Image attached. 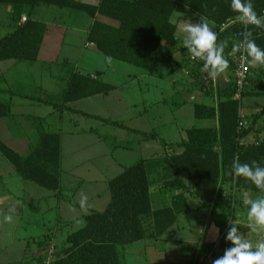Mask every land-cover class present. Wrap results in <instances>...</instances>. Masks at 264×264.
<instances>
[{
  "label": "trees",
  "instance_id": "1",
  "mask_svg": "<svg viewBox=\"0 0 264 264\" xmlns=\"http://www.w3.org/2000/svg\"><path fill=\"white\" fill-rule=\"evenodd\" d=\"M251 2L257 15L264 19V0ZM179 3L213 24L218 42L227 40L224 51L229 61L227 71L234 73L237 51L233 50V45L238 43L237 32L243 29V24L235 19L237 13L230 7L231 0H100L96 6L74 0H0V5L31 8L42 5L82 12L91 20L85 41L92 44L95 51L148 74L154 73L165 62L157 55L160 45L175 48L173 53L179 52L182 58L188 51L176 49V27L169 23V17ZM97 16L108 18L116 25L103 23ZM45 29L42 22L26 18L23 24L15 26L13 32L0 39V60L35 61ZM247 30L253 34L251 39L264 50V37L254 36V30L264 32V26L250 25ZM186 61L191 63L189 71L194 82H200L202 88L213 91L214 80L201 71L203 61L189 57L184 59ZM248 69L247 85L242 88L238 99L234 98L237 87L233 77L226 88L216 89V107L193 106L196 119H216V127L188 129L186 141L179 145V154L167 153L161 161L143 160L110 179L107 182L109 201L105 209L85 215L83 226L66 236L61 247L53 251L52 260L46 264H120V248L143 240H157L174 225L178 214L189 211V198L199 200L203 208H210L209 218L214 221L220 236L219 249L225 251L231 247V242L225 239L227 224L222 212L230 208L229 197L246 193L264 195L249 180L228 174L237 158L241 163L256 161L264 167V141L245 142L247 137L260 133L258 121L264 118V106L252 117L240 118L241 101L248 94L251 81L249 61ZM259 73L264 76L263 71ZM261 92L264 95V88ZM95 93L98 90L90 92V95ZM8 113V106L0 104V118ZM240 122L242 126H239ZM144 136L153 139L151 135ZM0 153L23 180L51 192L59 189L60 146L57 134H41L37 145L25 158L2 142ZM158 162L172 171L174 178L166 182V186L175 193L169 206L153 210L148 171ZM226 190L230 193L226 194ZM239 204L245 207L243 203ZM231 205L232 208L234 202ZM50 243L48 238L38 241L37 245L46 253Z\"/></svg>",
  "mask_w": 264,
  "mask_h": 264
},
{
  "label": "crops",
  "instance_id": "2",
  "mask_svg": "<svg viewBox=\"0 0 264 264\" xmlns=\"http://www.w3.org/2000/svg\"><path fill=\"white\" fill-rule=\"evenodd\" d=\"M74 1L92 6H96L100 2V0ZM0 6L4 10L0 16V39L13 32L15 26L23 24L22 17L25 19L31 17L46 25L35 61L0 60V104H4L9 108L8 115L0 118V142L22 158L31 153L37 145L40 135L44 133L57 134L60 146V184L57 191H50L55 203L52 205H25L23 202L25 189L23 181L25 180L16 173L12 165L0 153V207L5 206V209H9L8 207L11 206V211H21L22 213L14 215L17 220H23L25 217L23 212L26 206L39 207L41 213L32 216L37 219L42 217L40 223L45 233L47 231L45 218H50L48 212L52 211V208H57L60 211L61 206L59 203H62L63 214L55 220L59 228L56 227L49 234H42L43 237H49L51 243L57 241L58 231L62 226L69 227V225L77 222L82 227L85 215L91 211L100 212L105 209L109 201L107 182L124 169L143 160L161 161L167 153L171 155L179 154L181 148L179 145L186 141V131L188 129H206L217 126L216 119H196L194 117L202 123L198 125L199 127L183 128L185 138L181 142L175 143L174 149H167L168 145L165 140L157 134V139H146L144 135H151L153 132L141 129L140 120L143 115L141 109L127 110V115L124 117L120 116L121 113L114 109L113 114L109 117V107L106 99L110 92L117 89V86L107 81L105 75L102 76L101 71L91 72L90 69L95 68L88 65L79 55L74 58L72 52L81 51V47L75 42L74 33H79L86 39L91 20H88V22L85 20V24L82 26H79L78 23L72 25L71 22L59 25L53 21V18L58 14H62L61 10L58 12L51 11L49 7L42 5L32 8L12 5ZM175 11L183 14L182 19L191 20L194 24L200 22L201 15L180 3L176 5ZM70 13L65 12V16L72 18L73 14L70 16ZM97 18L103 23L116 25L108 18L102 16H97ZM209 24L215 31L214 25L210 22ZM254 31L256 38L264 37V32H261V30ZM84 48L93 49V45L84 41ZM176 49L187 50L183 47L180 38H178ZM174 51L175 48H171V52L167 53L166 57H162L165 62L161 63L154 73H144L159 78L164 66H170L169 73L171 75L168 81L171 84V93L181 95L179 101L181 103H176L175 116L182 119V108L187 102H193L191 104L193 106L201 104L216 107V89L226 88L233 78V72L226 70L213 79V91H207L201 87L200 82L195 83L193 76L190 75L191 63L190 61L184 62V59L190 58V55L187 54L188 51L185 52L184 58L181 57L179 52L173 53ZM74 61L77 63L73 64ZM249 67L251 68V81L248 85V94L244 97L247 103L244 109L245 112L243 113L241 110L245 118L252 117L264 106V95L261 92L264 88V76L259 75L260 71H263L264 74V65L249 62ZM95 89L98 90V93L90 95V92ZM73 97L74 99H72ZM65 114L69 115L66 122L63 121ZM56 116L58 118L54 119ZM175 116L172 118L174 125L177 124ZM258 122L261 126H264V118ZM49 128H55L56 131L51 132ZM98 129L107 130L114 137L120 138V136L127 135L128 138L123 140L124 143H121V141H117L115 144L107 143L109 137L97 132ZM260 130L264 131V127H260ZM247 138L253 137L249 136ZM165 167L164 164L158 162L149 169L163 170ZM172 179L162 181L157 185L160 194H165V196L167 194L166 205L164 206L170 205L171 195H168L166 190V182ZM149 182L151 190L150 179ZM63 186H69L68 191L71 192L72 200H69L66 204L63 203L62 193L65 189ZM171 193L173 194V192ZM85 198L86 200L82 206L81 202ZM156 199L157 203H162L158 198ZM191 200L195 199L189 198L187 200L189 211L178 214L174 225L159 239L143 240L120 248V264H195L199 257L204 258L203 255L201 256L202 249H200V252L196 249L199 242L196 237L204 232L207 226L216 225L209 218L210 208H203L201 202H198L196 206H192ZM76 208H81L79 209L82 211L81 215H74ZM152 209L156 210L158 208ZM70 214L71 216L68 218ZM1 215L3 214L1 213ZM10 216L12 217V215ZM189 221L193 223L190 224ZM73 231L66 232L60 242L64 243L66 236ZM162 240L170 243L168 251L159 249L158 243ZM203 243L200 244L203 245ZM134 245L139 247H133ZM127 250L129 251L127 252ZM46 263L47 261L41 262V264Z\"/></svg>",
  "mask_w": 264,
  "mask_h": 264
},
{
  "label": "rangeland",
  "instance_id": "3",
  "mask_svg": "<svg viewBox=\"0 0 264 264\" xmlns=\"http://www.w3.org/2000/svg\"><path fill=\"white\" fill-rule=\"evenodd\" d=\"M3 7L0 6V16L1 13L4 12L2 9ZM3 10V11H2ZM51 11H59L62 14L56 15L53 18V21L57 24H65V22H71L72 25L79 24L82 26L86 22H88L89 17L82 12L74 11L70 9H58L55 7H49ZM65 12H71V17H66ZM76 16V17H73ZM75 34V42L78 46H80L81 51L78 50L74 53L75 56L79 55L82 59L88 64L92 65L95 69H90L91 72L95 70H99L102 73V76L105 75V78L110 83L117 86V89L113 92H110L109 96L106 99V103L109 107V117L114 109L118 111L120 116L127 115V110L132 111L134 108L136 110L142 111L143 115L140 120V126L143 131H151L153 132L151 135L153 138L157 139L156 134L163 138L168 145L167 149H174L175 143L181 142L184 140V132L182 131L183 128H191V127H199L198 125L202 123L199 120H196L193 115V102H187L183 105L182 113L183 117L175 116L174 110L176 103L179 102L181 99V95L172 94L171 93V84L169 83L168 79L170 78L169 67H165L161 70V76L159 78H155L152 76H148L144 73L140 68L128 65L116 60L108 59L102 54L96 52L93 49L84 48V41L85 38L79 33ZM79 48V47H78ZM171 52V48L166 45H160L159 49L157 50V55L162 58L166 57ZM77 63L76 61L72 62ZM79 65V64H78ZM80 67V66H79ZM81 70V68H79ZM64 71V69H63ZM65 72V71H64ZM195 101V100H194ZM197 102V101H195ZM198 103V102H197ZM247 100L242 98L241 101V110L245 112V105ZM182 107V106H181ZM174 113V114H173ZM179 114V112H178ZM180 115V114H179ZM73 116V115H71ZM173 116L177 121V124H173ZM117 117V116H113ZM245 117V116H244ZM58 118V116L54 117ZM69 118L68 114L63 116V121ZM172 121V122H171ZM263 125V123H261ZM264 127V126H261ZM49 131L55 132V128H49ZM97 132L103 133V135H107L109 139H107V143L115 144L117 141H121L124 143L123 140L127 139V135H123L120 138L114 137L111 132L107 130H97ZM120 132V131H119ZM150 132V133H151ZM148 133V132H147ZM155 133V134H154ZM122 134V133H120ZM149 135L150 134H145ZM253 138L246 139L245 142L252 143L256 140H263L264 141V131L259 133V136H252ZM255 138V139H254ZM117 139V140H116ZM170 142H169V141ZM172 142V143H171ZM171 143V144H170ZM116 155L118 153H115ZM116 158V156H115ZM154 164V163H152ZM154 166V165H153ZM149 179L151 181V190H150V200H151V207L152 208H159L166 205L167 194H160L158 192V184L162 181H166L172 179L174 177L171 170L167 167L163 170L158 169H149ZM24 182V204L25 205H52L54 203L53 198L51 197V192L47 191L46 189L40 188L29 181ZM75 187V186H74ZM65 188L63 190V203H67L71 198V192L68 191L70 187L63 186ZM73 189V187H71ZM168 195L171 196L175 193L173 189L166 188ZM173 192V194L171 193ZM230 191L226 190V194H229ZM170 196V199H171ZM10 197V196H9ZM249 198H256L257 196L248 195ZM162 201V203H157V199ZM245 196L234 195L229 197L228 205L230 208H225L223 210V219L226 221V229L225 231L228 232L231 223L237 225L238 230L244 236L245 239L249 240L253 244L257 243L258 241L264 240V228L257 227L256 231H252L249 227V222L247 220V207H241L239 202L243 203V199ZM11 199V197H10ZM55 202H57L55 200ZM72 202V201H70ZM200 202L198 200H191V205L196 206L197 203ZM234 202L233 207L231 208V204ZM55 204V203H54ZM60 204V211L57 208H52V211H49L50 218H45V226H47V231L44 233L42 230V217L38 219L33 217L32 215H38L40 212V208H32L26 206L24 209L25 217L23 220H17L15 218L16 215L22 213L21 211H14L9 209H5L4 207H0V263L1 264H41L44 261H51L52 257L54 256V252L58 248L61 247L63 242H60V239L66 234V232L77 230L81 227V225L74 223L73 225L62 226L61 229L58 231L57 241L54 243H50V248L47 249L48 252H44L40 247H38L37 242L41 240H46L49 237H43L42 234H49L54 229L59 228L57 226V222L55 221L59 216L63 214V204ZM77 209V210H76ZM74 211V215L78 216L81 215L82 211L79 210L81 208H76ZM210 213V212H209ZM8 215H12L11 221L5 220V217ZM15 215V216H14ZM71 214L68 216V218ZM33 217V218H32ZM217 219V216L215 217ZM192 224V221H189ZM199 235V236H198ZM197 235L198 246L196 247L197 251H201V256L203 255L204 258L199 257V260L195 262V264H212V261L218 257H221L224 254V251L219 249L218 247V240H219V233L216 226L211 224L204 232ZM160 238V237H159ZM158 238V239H159ZM203 243L201 245L200 243ZM138 244V243H136ZM207 244V245H205ZM209 244V245H208ZM170 243L166 240H162L158 243L159 249H165V251L169 250ZM133 247H139L134 245ZM181 248H184L181 246ZM195 248V247H194ZM185 249V248H184ZM129 250H127L128 252ZM44 252V253H43ZM198 252V253H199ZM25 253V254H24ZM211 255V256H210ZM209 256V258H208ZM207 259V260H206ZM206 261V262H205Z\"/></svg>",
  "mask_w": 264,
  "mask_h": 264
},
{
  "label": "clouds",
  "instance_id": "4",
  "mask_svg": "<svg viewBox=\"0 0 264 264\" xmlns=\"http://www.w3.org/2000/svg\"><path fill=\"white\" fill-rule=\"evenodd\" d=\"M231 9L237 13L235 19L245 26L243 32V55L242 60L252 64L264 65V50H262L251 39L252 32L247 30L248 26H264L261 19L254 10L251 0H231ZM182 13L175 11L169 17V23L176 27V36L182 40L183 47L188 50L190 58L203 61L202 72H206L212 79L217 78L229 68V61L224 56L227 40L219 41L217 33L210 26L205 17H200V22L192 23L191 20L182 19ZM233 50L240 51V45H233ZM110 59V58H109ZM229 175L242 177L249 180L261 192H264V167L256 161L241 163L239 159L233 160ZM81 202L83 206L84 201ZM243 204L247 207V220L252 231L257 227L264 228V195L249 198L245 194ZM12 217L6 216L5 220L11 221ZM231 226L225 237L231 242V247L226 248L221 257L212 261V264H264V240L253 244L245 239L238 230L236 224Z\"/></svg>",
  "mask_w": 264,
  "mask_h": 264
},
{
  "label": "built area",
  "instance_id": "5",
  "mask_svg": "<svg viewBox=\"0 0 264 264\" xmlns=\"http://www.w3.org/2000/svg\"><path fill=\"white\" fill-rule=\"evenodd\" d=\"M21 21H25V18L22 17ZM245 31V26L243 25V29L237 32L238 43L240 45V51H237V56L235 59V68H234V81L237 87V93L234 98L238 99L240 97V92L243 87L247 85L248 79V61L242 60L241 56L243 55V32ZM240 118H243V115L240 114ZM242 122L239 123V126H242Z\"/></svg>",
  "mask_w": 264,
  "mask_h": 264
}]
</instances>
